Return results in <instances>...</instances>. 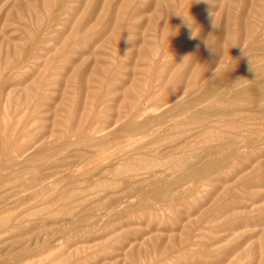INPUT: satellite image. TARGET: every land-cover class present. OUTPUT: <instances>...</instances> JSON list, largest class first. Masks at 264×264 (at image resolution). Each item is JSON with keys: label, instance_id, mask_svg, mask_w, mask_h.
<instances>
[{"label": "rangeland", "instance_id": "1", "mask_svg": "<svg viewBox=\"0 0 264 264\" xmlns=\"http://www.w3.org/2000/svg\"><path fill=\"white\" fill-rule=\"evenodd\" d=\"M174 13H189L200 36L190 38L184 18ZM212 13L215 55L203 44L213 31ZM250 26L264 32V0H0V226L9 229L0 230V264H264V169L247 178L228 170L213 177L230 181L228 189L219 183L193 191L191 184L178 181L189 171L179 168L185 154L205 150L187 143L194 132L172 130L170 119L132 144L113 138L123 122L98 132L137 100L141 87L146 95L162 78L163 84L171 80L169 89L163 101L154 90L153 104L163 107L137 121L160 114L165 119L166 98L178 93L195 69L211 67L214 56L220 58L226 47L248 37ZM240 48H235L238 53ZM91 123L100 125L90 136L107 153L96 156V148H89L92 158L84 163V147L76 145L82 135L78 130ZM10 148L25 151L20 159L25 164L5 172L15 155ZM177 149L186 153L177 154ZM152 150L163 151V164L171 166L153 176L147 171L125 174L126 153L136 160L154 156ZM157 186L165 190L163 205Z\"/></svg>", "mask_w": 264, "mask_h": 264}, {"label": "bare ground", "instance_id": "2", "mask_svg": "<svg viewBox=\"0 0 264 264\" xmlns=\"http://www.w3.org/2000/svg\"><path fill=\"white\" fill-rule=\"evenodd\" d=\"M203 20V19H201ZM204 22V21H203ZM254 26V25H252ZM250 26L251 30H249L248 37L243 38L239 45L233 44V46H228L226 49H224L223 54L220 55V58L217 60L214 56L213 63L211 62V67L209 68H202L200 71H197L195 69V72H197L194 75H191L188 77L185 84L180 88L178 93H175L172 98H166L164 104H169L167 107H169L168 110L165 111V119L163 118V114H160V116L156 118L149 119L143 123H138L137 119L144 117L145 115L151 114L153 112L159 111L163 106H156L153 104L155 94L158 93V95L162 96L163 101V92L165 93L166 88L169 87V82L171 80L166 79L168 81H164L163 84V78L162 81L157 79V81H160L158 86H152L151 90L148 92L146 91V95L144 91V87L140 88L141 92L137 95V100H134L133 102H130L128 110L122 112V110L119 109L117 114L114 116L115 121H112L113 123L109 122L110 124L105 123V128H101V130L98 131V126L100 125H94L91 123V125L86 124L83 125V128L81 130H78L79 133L82 131V135L80 137L81 139L78 140V143L76 144L78 147H84L80 151L81 158H83L84 163L90 162L91 160V153L87 149L92 148L93 152L96 148L97 153L94 155L99 156L103 153H107V149L105 146L100 144V140L92 138L90 134H93L92 131L96 132H103L107 129H110V127L113 128V126L119 123H122V127L120 128L117 133L115 132L116 139L119 141L122 139L126 142H124L123 145L131 143V140L136 137H142L144 134H148L149 131L153 130L157 127H162L165 124L169 123L170 120L174 122V126L171 124L172 130H175L176 132L182 133L184 131H188L193 133V135L190 136L187 143L193 144L192 147H205V150L201 153H193V155L185 154L187 159L183 158V163L179 166L180 169L186 167L187 170H189L187 173L184 174L183 181L180 180L178 182H183L185 184H191L192 190L195 191L201 186L202 184L206 186H215L219 185V183L222 185V187L228 189V184L230 181H218L216 179H213L214 176L220 175L225 173L228 170H234L236 177L242 176L243 178H247L248 176L259 173L261 170L264 169V32L261 30V34L257 32V30L254 29V27ZM257 32V34H256ZM252 34V35H251ZM260 34V35H259ZM165 39V38H164ZM241 46V48L246 52L247 57L243 55V53H238V50H236V47ZM240 48V49H241ZM241 49V51H242ZM223 50V48H222ZM129 52V51H128ZM157 52V51H156ZM159 52V51H158ZM221 52V51H220ZM218 52V54L220 53ZM149 53V52H148ZM222 53V52H221ZM97 55V54H96ZM145 55V54H144ZM150 55V54H149ZM159 55V54H158ZM215 55V54H214ZM254 55V56H253ZM205 56V55H204ZM203 56V57H204ZM208 56V55H207ZM140 60V55L138 56ZM161 58V57H160ZM247 58V59H246ZM152 59V58H151ZM146 61V60H145ZM144 61V62H145ZM148 61V60H147ZM159 61V60H158ZM251 61V63H250ZM150 62H152L150 60ZM201 62V61H200ZM146 63V62H145ZM148 63V62H147ZM159 63V62H158ZM199 63V62H197ZM186 64V62H185ZM183 64V65H185ZM119 65V64H118ZM200 65V64H199ZM202 65V64H201ZM210 65V64H208ZM112 66V65H111ZM138 66V65H136ZM187 66V64H186ZM206 66V65H205ZM117 67V66H116ZM119 67V66H118ZM149 67V66H148ZM197 67V66H196ZM203 67V65H202ZM101 68V67H100ZM138 68V67H137ZM200 68V66H199ZM129 69V68H128ZM135 69V68H134ZM149 70V68H146ZM180 69V68H179ZM184 69V67H183ZM193 69V68H192ZM102 70V68H101ZM110 70V69H108ZM121 70V69H120ZM124 70V69H122ZM126 70V69H125ZM185 70V69H184ZM107 71V70H106ZM135 71V70H134ZM145 71V70H144ZM161 70L160 72H162ZM108 72V71H107ZM115 72V71H114ZM157 72V71H156ZM214 72H217L218 75H214ZM104 73V72H103ZM225 73L227 74L225 76ZM71 74V73H70ZM114 74V73H113ZM151 74V72H150ZM191 74V73H190ZM224 74V77L222 76ZM111 75V74H110ZM146 75V74H145ZM186 75V74H185ZM189 75V74H188ZM68 76V75H67ZM89 76V75H88ZM147 76V75H146ZM153 76V75H152ZM163 76V75H162ZM171 76V75H170ZM183 76V75H182ZM100 77V76H99ZM104 77V76H101ZM145 77V76H144ZM150 77V75H149ZM155 77V76H154ZM66 78V77H65ZM115 78V77H114ZM118 78V77H117ZM157 78V77H156ZM103 79V78H102ZM101 79V80H102ZM105 79V78H104ZM149 79V78H148ZM151 79V78H150ZM171 79H176V77H171ZM115 80V79H114ZM68 81V80H67ZM100 81V80H98ZM142 81V80H141ZM144 81V80H143ZM174 81V80H173ZM178 81V80H177ZM148 82V81H147ZM250 82V83H249ZM176 83V82H174ZM171 83V84H174ZM245 83H249V85H245ZM133 84V83H132ZM149 84V83H147ZM154 84V83H152ZM67 85V84H66ZM178 85V84H176ZM86 86V85H85ZM102 86V85H101ZM137 86V85H136ZM146 86V85H145ZM103 87V86H102ZM172 87V86H171ZM245 87V88H244ZM50 88V87H49ZM68 88V87H67ZM126 88V87H125ZM131 88V86H130ZM133 88V87H132ZM137 88V87H136ZM123 89V88H122ZM148 89V88H147ZM164 89V90H163ZM169 89V88H168ZM98 90V89H97ZM110 90V88H108ZM134 90V89H133ZM154 90H158L157 93L154 94ZM93 91V90H92ZM102 91V90H101ZM137 91V90H136ZM65 92V91H64ZM103 92V91H102ZM111 92V90H110ZM117 92V91H116ZM148 92V93H147ZM176 92V91H175ZM62 93V92H61ZM98 93V92H97ZM96 93V94H97ZM168 93V92H167ZM119 94V93H118ZM121 94V93H120ZM137 94V93H135ZM170 94V93H168ZM112 95V94H111ZM117 95V94H115ZM122 95V94H121ZM91 97V96H90ZM97 97V96H96ZM111 97H114L113 95ZM125 97V96H124ZM142 97V99H141ZM157 97V96H156ZM140 98V99H139ZM145 100V103H141L140 100ZM160 98V97H158ZM157 98V99H158ZM156 99V98H155ZM107 100V99H106ZM117 100V99H116ZM121 100V99H120ZM143 100V101H144ZM94 101V100H93ZM92 101V102H93ZM125 101V100H124ZM120 104V101H118ZM157 102V101H156ZM98 103V102H97ZM124 103V102H123ZM122 103V104H123ZM158 103H160L158 101ZM90 104H92L90 102ZM96 104V103H94ZM100 104V103H99ZM102 104V103H101ZM100 104V105H101ZM110 104V103H109ZM112 104V103H111ZM115 104V103H114ZM99 105V106H100ZM121 105V104H120ZM96 106V105H95ZM102 106V105H101ZM104 106V105H103ZM110 106V105H109ZM98 106H96L97 108ZM107 108V106H104ZM102 107V109L104 108ZM111 107V106H110ZM109 107V108H110ZM119 107V106H118ZM124 107V105H123ZM120 106V108H123ZM95 108V107H94ZM101 108V107H100ZM112 108V107H111ZM114 108V106H113ZM98 109V108H97ZM101 109V110H102ZM91 112V109H89ZM94 110V109H93ZM107 110V109H106ZM109 110V109H108ZM115 110V109H114ZM117 111V110H116ZM94 112V111H93ZM84 113V112H83ZM105 113V112H104ZM164 113V111H163ZM88 115V114H87ZM90 115V113H89ZM92 115V114H91ZM96 115V114H95ZM94 115V116H95ZM104 115V114H103ZM98 116V115H96ZM109 116V115H108ZM107 116V117H108ZM106 118V116H104ZM93 119V117H91ZM95 118V117H94ZM97 119V118H96ZM170 119V120H169ZM88 120V119H87ZM146 120V119H145ZM92 121V120H91ZM98 121V120H93ZM90 122V120H89ZM100 122V121H99ZM107 122V121H106ZM82 123V122H81ZM87 123V122H86ZM104 124V123H103ZM101 124V125H103ZM170 124V123H169ZM107 125V128H106ZM103 126V127H104ZM85 127V128H84ZM167 127V126H166ZM115 128V127H114ZM84 129V130H83ZM155 130V129H154ZM159 130V129H157ZM156 131V130H155ZM25 133V132H23ZM54 133V132H53ZM77 133V132H75ZM171 133V131H170ZM173 133V132H172ZM171 133V134H172ZM187 133V132H184ZM34 134V133H33ZM55 134V133H54ZM74 134V133H73ZM96 134V133H95ZM111 134V133H110ZM156 134V133H155ZM158 139L157 135L155 136ZM161 134V133H160ZM28 135V133H27ZM37 134H35L36 136ZM94 135V134H93ZM103 135V134H102ZM31 136V135H30ZM112 136V135H110ZM161 136V135H160ZM168 136V135H167ZM37 137V136H36ZM44 137V136H42ZM71 137V136H70ZM145 137V136H144ZM153 137V136H152ZM65 137H63L64 139ZM146 138V137H145ZM164 138V136L162 137ZM76 139V138H75ZM101 139V138H100ZM112 139V138H111ZM147 139V138H146ZM154 139V138H153ZM173 139V138H172ZM37 140V139H36ZM62 140V139H61ZM116 140V141H117ZM137 140V139H136ZM158 140L161 141L159 138ZM166 140V139H164ZM177 140V139H176ZM41 141V140H39ZM103 141V140H102ZM142 141V140H141ZM140 141V142H141ZM157 141V140H156ZM37 142V141H36ZM35 142V143H36ZM44 142V141H43ZM104 142V141H103ZM121 142V141H120ZM137 142V141H135ZM162 142V141H161ZM34 143V144H35ZM113 143V142H112ZM119 143V142H117ZM158 143V142H157ZM185 143V145L187 144ZM72 144V143H71ZM74 144V143H73ZM132 144V143H131ZM148 144V143H147ZM159 144V143H158ZM189 144V145H191ZM26 145V144H25ZM32 145V144H31ZM36 145H38L36 143ZM44 145V144H43ZM46 145V144H45ZM57 145V144H56ZM68 145V144H67ZM70 145V144H69ZM75 145V144H74ZM156 145V144H155ZM184 145V144H183ZM182 145V149L184 148ZM58 146V145H57ZM62 146V145H61ZM116 146V145H115ZM118 146V145H117ZM138 146V145H137ZM140 146V145H139ZM143 146V145H142ZM149 146V144H148ZM147 146V147H148ZM181 146V145H179ZM178 146V147H179ZM28 147V146H27ZM31 147V146H30ZM44 147V146H43ZM76 148L75 146H73ZM146 147V148H147ZM155 147V146H154ZM153 147V148H154ZM29 148V147H28ZM45 148V147H44ZM66 150V147H63ZM69 148V147H68ZM67 148V149H68ZM121 148V147H120ZM136 148V147H134ZM145 148V150H146ZM151 148V146H150ZM152 148V149H153ZM156 148V147H155ZM164 148V147H163ZM31 149V148H30ZM29 149V150H30ZM43 149V148H41ZM40 149V150H41ZM180 149V147H179ZM180 149V150H182ZM193 149V151H194ZM6 150V149H5ZM10 152H13L15 155H13V158L11 157L9 164L10 166H7V168L4 170L11 171L14 170L15 167H17L19 164H25L20 163V159L24 156L25 151H22L21 148H10ZM27 150V149H26ZM45 150V149H44ZM43 150V151H44ZM54 150V149H52ZM59 150V149H57ZM61 150V149H60ZM63 150V149H62ZM60 152L64 153V152ZM91 150V151H92ZM143 148V151H145ZM151 150V149H150ZM160 150V149H159ZM163 150V149H162ZM178 150V149H177ZM176 150V151H177ZM185 150V148H184ZM183 150V151H184ZM190 150V149H189ZM192 150V148H191ZM117 151V150H116ZM134 151V150H133ZM142 151V152H143ZM147 151V150H146ZM173 151V150H172ZM181 151V152H183ZM186 151V150H185ZM184 151V152H185ZM196 151V150H195ZM198 151V150H197ZM7 152V150L5 151ZM47 152V151H46ZM91 154H90V153ZM126 152V151H125ZM150 152V151H147ZM154 153V156H150L145 154L143 156H140L138 159L134 160V158L131 157V155L124 156L125 158V174H128L129 176L137 175L138 172L141 171H147L148 173H151V175H156L161 172V169H163V166H167L169 164H163V151L156 152L152 150ZM171 152V151H170ZM177 152V154L181 153ZM183 152V153H184ZM188 152V151H187ZM8 153V152H7ZM48 153V152H47ZM56 153V152H55ZM59 153V152H58ZM112 153V152H111ZM118 153V152H117ZM140 153V152H139ZM186 153V152H185ZM190 153V151H189ZM5 154V153H4ZM57 154V153H56ZM124 154V153H123ZM134 154V153H133ZM174 154V153H173ZM176 154V155H177ZM53 155V154H52ZM59 155V154H58ZM93 155V157H94ZM113 154H111L112 156ZM118 155V154H117ZM119 155H121L119 153ZM142 155V154H140ZM149 156V157H146ZM183 155V154H181ZM8 156V155H7ZM63 156V154H62ZM60 155V157H62ZM168 156V155H167ZM113 157V156H112ZM183 157V156H182ZM32 158V157H31ZM34 158V157H33ZM37 158V157H36ZM55 158V156H54ZM57 158V157H56ZM64 158V157H63ZM66 158V157H65ZM64 158V159H65ZM99 158V157H98ZM252 158L253 161L251 160ZM59 158H57L58 160ZM123 159V158H122ZM121 159V160H122ZM179 159V157H178ZM192 161H196L192 164ZM205 159V160H203ZM34 159H32L33 161ZM95 160V159H94ZM124 160V159H123ZM160 160V161H158ZM170 160V159H169ZM8 161V160H7ZM62 161V160H61ZM82 161V160H81ZM109 161V160H108ZM111 161V160H110ZM168 161V160H167ZM205 161V162H203ZM160 162V163H159ZM175 162V161H174ZM181 162V160H180ZM202 162V164H200ZM120 163V162H119ZM126 163V164H125ZM98 164V163H97ZM123 164V163H122ZM195 164V165H194ZM197 164V165H196ZM200 164V165H198ZM92 165V164H91ZM102 165V163H101ZM175 165V164H174ZM4 166V165H3ZM88 166V165H87ZM98 166V165H97ZM171 166V165H169ZM176 166V165H175ZM173 166V167H175ZM2 167V166H1ZM81 167V166H80ZM90 167V166H89ZM94 167V166H93ZM101 167V166H100ZM172 167V168H173ZM177 167V166H176ZM3 168V167H2ZM26 168V167H25ZM83 168V167H82ZM103 168V167H102ZM101 168V169H102ZM105 168V167H104ZM170 168V169H172ZM178 168V167H177ZM179 168H173L170 172L176 173L175 171H179ZM27 169V168H26ZM100 169V170H101ZM166 169V168H164ZM1 170V169H0ZM122 170V169H121ZM168 170V169H167ZM3 171V170H1ZM27 171V170H26ZM24 171V173L26 172ZM108 171V169H107ZM124 171H122L124 173ZM181 171V170H180ZM30 172V171H29ZM91 172V170H90ZM105 172V171H103ZM185 172V171H184ZM231 172V171H230ZM76 173V172H75ZM115 173V172H114ZM164 173H166L164 171ZM178 173V172H177ZM233 173V172H232ZM19 175V174H18ZM91 175V173L89 174ZM124 175V174H123ZM127 175V176H128ZM142 175H145L142 174ZM172 175V174H171ZM105 176V175H104ZM168 176V175H167ZM177 176V175H176ZM181 176V175H180ZM79 177V176H78ZM135 177V176H134ZM149 177V176H148ZM156 177V176H155ZM169 177V176H168ZM172 177V176H171ZM178 177V176H177ZM182 177V176H181ZM235 177V178H236ZM26 178V177H25ZM131 178V177H130ZM179 178V177H178ZM118 179V178H117ZM132 179V178H131ZM130 179V180H131ZM157 179V178H156ZM160 179V178H158ZM181 179V178H180ZM72 180V179H71ZM116 180V179H115ZM124 180V178H123ZM133 180V179H132ZM131 180V181H132ZM225 180V179H224ZM32 181V180H31ZM38 181H40L38 179ZM42 181V180H41ZM40 181V182H41ZM54 181V180H53ZM59 181V180H58ZM73 181V180H72ZM100 181V180H99ZM150 181V180H149ZM160 181V180H159ZM247 182V180H245ZM243 181V185L247 186L246 182ZM122 182V181H121ZM153 182V181H152ZM163 182V181H162ZM232 182V181H231ZM254 182V181H253ZM34 183V182H33ZM71 182H68L66 184H69ZM106 183V182H105ZM174 183V182H173ZM28 184V183H27ZM37 184V183H35ZM50 184V183H49ZM59 185V183H57ZM121 184V183H120ZM151 184V183H150ZM158 184V182H157ZM175 184V183H174ZM177 184V183H176ZM175 184V185H176ZM240 184V183H239ZM38 185V184H37ZM52 185V184H51ZM93 185V184H92ZM105 185V184H104ZM126 185V184H125ZM171 187L173 186L170 184ZM174 185V186H175ZM184 185V184H183ZM34 186V185H33ZM45 186V184H44ZM95 186V185H94ZM130 186V185H129ZM139 186V185H138ZM137 186V187H138ZM148 186V184H147ZM156 185H154L155 187ZM165 186V185H164ZM173 186V187H174ZM182 186V183H181ZM187 186V185H184ZM30 188L29 186H24ZM92 187V186H91ZM142 187V186H141ZM167 187V186H165ZM170 186L167 188L168 191ZM178 187V184H177ZM183 187V186H182ZM115 188V187H114ZM124 188V187H123ZM132 188V186H131ZM31 189V188H30ZM35 189V188H34ZM44 189V188H43ZM50 189V188H49ZM61 189V188H60ZM65 189V188H64ZM83 189V188H82ZM151 189V188H150ZM155 189V188H154ZM158 192L157 195L153 191V193L156 195L157 198H159V203L163 205V198L160 196L163 195V187L157 186ZM156 189V191H157ZM175 188H173L174 190ZM185 189V188H184ZM183 189V190H184ZM188 189V187H187ZM210 189V188H209ZM53 190V189H52ZM131 190V189H130ZM138 190V189H137ZM179 190V189H178ZM193 190V191H194ZM202 190V189H201ZM212 190V189H211ZM219 190V189H218ZM51 191V189H50ZM84 191V190H83ZM150 191V192H151ZM176 191V190H175ZM182 191V190H180ZM192 191V192H193ZM70 192V191H69ZM77 192V191H76ZM189 192V191H188ZM133 193V192H132ZM169 193V192H168ZM170 193H172L170 191ZM194 193V192H193ZM30 194V193H29ZM41 194V193H40ZM64 194V193H63ZM66 194H68L66 192ZM187 194V193H186ZM47 195V194H46ZM65 195V194H64ZM189 195V194H188ZM73 196V195H72ZM87 196V195H86ZM183 196V195H181ZM185 196V195H184ZM36 197V196H35ZM43 197H46L45 195ZM67 197V196H66ZM65 197V198H66ZM148 197V196H147ZM163 197V196H162ZM19 198V197H18ZM22 198V197H21ZM37 198V197H36ZM54 198V197H53ZM59 198V197H58ZM62 198V197H61ZM69 198V196H68ZM73 198V197H72ZM152 198V197H151ZM156 198V199H157ZM32 199V198H31ZM34 199V198H33ZM42 199V198H41ZM79 199V198H78ZM85 199V198H84ZM155 199V197H154ZM35 200V199H34ZM40 200V199H39ZM48 200V199H47ZM55 200V199H54ZM157 200V201H158ZM86 201V200H85ZM153 201V200H152ZM171 201V200H170ZM41 202V201H40ZM58 202V200H57ZM60 202V201H59ZM64 202V200H63ZM75 202V201H74ZM77 202V201H76ZM82 202V201H81ZM156 202V201H155ZM56 203V202H55ZM83 203V202H82ZM131 203V202H130ZM142 203V202H141ZM154 203V202H153ZM173 203V201H172ZM77 204V203H76ZM79 204V203H78ZM92 204V203H91ZM30 205V204H29ZM28 205V206H29ZM46 205V204H44ZM57 205V204H56ZM170 205V203L168 204ZM47 206V205H46ZM161 206V205H160ZM59 207V206H58ZM72 207V206H71ZM77 207V206H76ZM79 207V206H78ZM23 208V207H22ZM13 211V210H12ZM48 211V210H47ZM198 211V210H197ZM190 212V211H187ZM10 213V212H9ZM33 213V212H32ZM194 213V212H193ZM198 213V212H197ZM200 213V212H199ZM198 213V214H199ZM18 214V213H17ZM189 214V213H188ZM182 215V214H181ZM191 216V215H189ZM193 216V215H192ZM202 216V215H201ZM38 216H36L37 218ZM11 218V216H10ZM51 218V217H50ZM191 218V217H190ZM188 219V216H187ZM51 221V220H50ZM80 221V220H79ZM78 221V222H79ZM18 222V221H17ZM16 222V223H17ZM190 222V220H189ZM23 223V222H22ZM43 223V222H42ZM76 223V222H75ZM10 224V223H9ZM8 224V225H9ZM66 224V223H65ZM77 224V223H76ZM7 225V226H8ZM21 225V224H20ZM46 225V224H45ZM6 227V225H4ZM0 226V230L4 229V231H9V229ZM11 227V225H10ZM16 227V226H15ZM80 228V227H79ZM11 229V228H10ZM21 229V227H20ZM34 229V228H33ZM39 230V229H38ZM34 231V230H33ZM20 232V231H19ZM41 232V231H40ZM5 233V232H3ZM15 233V232H14ZM38 233V232H37ZM29 234V233H28ZM36 235V234H35ZM34 237V234H33ZM38 237V236H37ZM30 240H33L32 237H30ZM40 240V239H39ZM24 242V241H23ZM22 242V243H23ZM12 245V244H11ZM20 245V244H19ZM15 246V245H14ZM18 246V245H17ZM27 246V245H26ZM33 246V245H32ZM36 246V245H35ZM52 247V246H51ZM11 248V247H10ZM9 248V249H10ZM211 248V247H210ZM24 249V248H23ZM37 249V248H36ZM2 250V249H1ZM4 250V249H3ZM13 251L15 249L12 248ZM25 250V249H24ZM32 250V249H31ZM67 250V249H66ZM208 250V249H207ZM206 250V251H207ZM6 251V249H5ZM27 252L29 251L26 250ZM38 251V249H37ZM60 251V250H59ZM212 251V249H211ZM237 251V250H236ZM4 252V251H3ZM35 252V251H34ZM12 253V252H11ZM66 253V252H65ZM245 253V252H244ZM23 254V253H22ZM26 254V253H25ZM36 254V253H34ZM55 254V253H54ZM28 255V254H27ZM62 256V255H61ZM54 257V256H53ZM12 260V259H11ZM1 262V261H0ZM3 262V261H2ZM8 262V261H7ZM21 262V261H20ZM19 262V264H20ZM3 264V263H2ZM17 264V263H16ZM22 264V263H21Z\"/></svg>", "mask_w": 264, "mask_h": 264}, {"label": "clouds", "instance_id": "3", "mask_svg": "<svg viewBox=\"0 0 264 264\" xmlns=\"http://www.w3.org/2000/svg\"><path fill=\"white\" fill-rule=\"evenodd\" d=\"M174 15H177V16H182L184 18V23L185 25L191 29V36L190 38H197L200 36V28L198 26L195 25L192 17L190 16V14H180V13H174ZM211 16V28H212V32H210L205 38H204V41H203V44H204V47L205 49L209 52L210 55H214L218 49L217 45L213 42H211V38H212V35L215 33V30L217 29V23H216V18H215V15L214 13L210 14ZM242 53L244 56L247 57V54L246 52L242 49ZM251 63V61H250ZM214 75H218L217 72H214Z\"/></svg>", "mask_w": 264, "mask_h": 264}]
</instances>
